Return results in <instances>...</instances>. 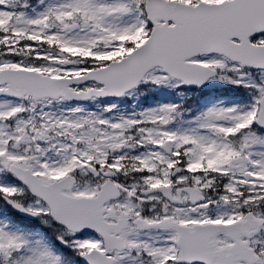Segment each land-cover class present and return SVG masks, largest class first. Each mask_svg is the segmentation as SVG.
Returning <instances> with one entry per match:
<instances>
[{"label": "snow or ice", "instance_id": "snow-or-ice-1", "mask_svg": "<svg viewBox=\"0 0 264 264\" xmlns=\"http://www.w3.org/2000/svg\"><path fill=\"white\" fill-rule=\"evenodd\" d=\"M0 264H264V0H0Z\"/></svg>", "mask_w": 264, "mask_h": 264}]
</instances>
